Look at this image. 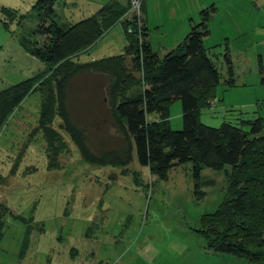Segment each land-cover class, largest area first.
Listing matches in <instances>:
<instances>
[{
    "label": "rangeland",
    "instance_id": "374dc122",
    "mask_svg": "<svg viewBox=\"0 0 264 264\" xmlns=\"http://www.w3.org/2000/svg\"><path fill=\"white\" fill-rule=\"evenodd\" d=\"M37 1L0 0V92L44 69L29 53L42 43ZM102 1L59 0L51 18L58 25L75 23ZM143 10L151 48L161 58L181 38L182 17L191 14L194 26L206 19L210 35L203 46L219 80L214 106L199 112L202 125L241 126L258 118L264 123V0H143ZM126 45L124 27L115 24L76 62L122 54ZM126 65L131 67L129 60ZM105 84L94 74L73 80L67 108L75 121L103 123L109 115ZM40 103L39 91L30 94L0 128V264H250L206 249L197 232L202 216L215 212L227 194L228 166L204 168L196 178L188 162L163 180L150 175L134 152L127 167L89 164L62 133L68 151L49 169L41 133L30 136ZM147 120L159 116L149 114ZM103 124L100 132L89 127L94 150L117 142L116 131ZM168 124L182 130L178 100L169 107Z\"/></svg>",
    "mask_w": 264,
    "mask_h": 264
},
{
    "label": "trees",
    "instance_id": "16d2710c",
    "mask_svg": "<svg viewBox=\"0 0 264 264\" xmlns=\"http://www.w3.org/2000/svg\"><path fill=\"white\" fill-rule=\"evenodd\" d=\"M58 1L36 2L37 10L43 11L36 31L42 43L35 44L29 53L44 69L0 92V128L27 96L39 91L37 126L30 136L41 133L49 169L56 168L59 157L68 151L62 133L89 164L127 167L134 152L150 175L163 180L173 168L188 162L193 163L196 178L204 168L221 171L228 166L227 194L215 212L202 216L197 232L206 249L214 253L264 264V123L258 118L241 121V126L224 122L210 128L199 122V112L210 108L208 101H214L212 91L219 80L203 46L210 34L206 19L192 25L185 38L161 58L151 48L141 17L126 19L128 0L124 4L112 0L95 14L62 25L51 18ZM115 24L124 27L127 45L122 54L76 62ZM87 74L106 80L103 93L109 115L103 117V123L116 131L113 146L94 150L89 127L100 132L104 124L97 119L85 125L77 122L67 108L73 80ZM228 84L233 85V80ZM176 100L181 104L180 131L171 130L168 124L169 107ZM153 113L159 120L149 122L147 115ZM57 119L58 130L54 128Z\"/></svg>",
    "mask_w": 264,
    "mask_h": 264
},
{
    "label": "crops",
    "instance_id": "0c3cea01",
    "mask_svg": "<svg viewBox=\"0 0 264 264\" xmlns=\"http://www.w3.org/2000/svg\"><path fill=\"white\" fill-rule=\"evenodd\" d=\"M65 1V0H64ZM110 1H112V0H103L102 2H99V3H95L94 4V6H93V9H94V13H91L89 16H91V15H93V14H95L98 10H97V8L99 7V10H100V8L103 6V5H105L106 3H108V2H110ZM120 3H122V4H124L125 2H121V1H119ZM191 14H187V15H185L184 17H182L181 19H180V21H179V27H178V29H179V36L181 35V38L179 37V40H177V42H175L172 46H169V48H167V49H173L176 45H178L184 38L183 37H185L186 35H187V33L189 32V30H190V27L193 25V23H194V21L193 20H191V16H190ZM89 16H87V17H89ZM84 18H86V17H84ZM84 18H82V19H84ZM190 18V19H189ZM141 19L144 21V24L146 25V27L148 28V11L147 10H143L142 11V13H141ZM149 34V33H148ZM210 35V34H209ZM208 35V36H209ZM207 36V37H208ZM206 37V38H207ZM183 38V39H182ZM180 39H182V40H180ZM148 41H149V37H148ZM150 43V42H149Z\"/></svg>",
    "mask_w": 264,
    "mask_h": 264
},
{
    "label": "built area",
    "instance_id": "2783aa9c",
    "mask_svg": "<svg viewBox=\"0 0 264 264\" xmlns=\"http://www.w3.org/2000/svg\"><path fill=\"white\" fill-rule=\"evenodd\" d=\"M130 3V11L127 13L126 15V19L129 20L131 19L133 16H136L140 19L141 17V5H142V1L143 0H128ZM128 32L131 33L132 30L128 29ZM214 101H208V105L210 107L214 106Z\"/></svg>",
    "mask_w": 264,
    "mask_h": 264
}]
</instances>
